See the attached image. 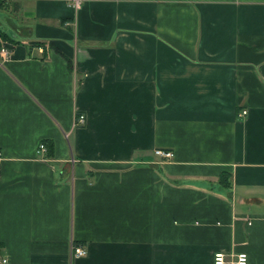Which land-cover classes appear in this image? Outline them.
Segmentation results:
<instances>
[{
	"label": "crops",
	"instance_id": "0c3cea01",
	"mask_svg": "<svg viewBox=\"0 0 264 264\" xmlns=\"http://www.w3.org/2000/svg\"><path fill=\"white\" fill-rule=\"evenodd\" d=\"M0 2V264H264V0Z\"/></svg>",
	"mask_w": 264,
	"mask_h": 264
},
{
	"label": "built area",
	"instance_id": "2783aa9c",
	"mask_svg": "<svg viewBox=\"0 0 264 264\" xmlns=\"http://www.w3.org/2000/svg\"><path fill=\"white\" fill-rule=\"evenodd\" d=\"M64 1L71 8L78 10L81 7V5L84 2H86L87 0H64ZM0 59L2 61H6L9 59V51L7 50V48L5 46H2L0 49ZM246 114H247V111L242 110L239 113V116H245ZM84 120H85L84 115L80 114L78 116L77 122L78 123H84ZM39 149L41 151H44L45 150L44 144H40ZM154 153L157 156H160L163 158H171L172 157V153L170 151L157 149L154 151ZM86 253H87L86 248H84L80 245H76L73 248V256L75 258L83 257L86 255ZM247 261H248V258H247L246 253H244V252L228 255L223 251H216V252H214V254L212 256V264H247Z\"/></svg>",
	"mask_w": 264,
	"mask_h": 264
},
{
	"label": "trees",
	"instance_id": "16d2710c",
	"mask_svg": "<svg viewBox=\"0 0 264 264\" xmlns=\"http://www.w3.org/2000/svg\"><path fill=\"white\" fill-rule=\"evenodd\" d=\"M3 4H5V3L4 2H0V5H2V8H0V9H2V10L4 9V5ZM14 10H17V8H14ZM13 42L14 41L9 37V35L7 33H5L4 30L0 27V49H1V47H2L3 44H5V43H13ZM34 46H36V47H43L44 44L43 43H34ZM53 49L55 50V52L57 54L61 55L67 61V58L64 57V55H62V53L58 49H56V48H53ZM227 178H228V174L224 172L222 174L223 181L226 182L227 181Z\"/></svg>",
	"mask_w": 264,
	"mask_h": 264
},
{
	"label": "rangeland",
	"instance_id": "374dc122",
	"mask_svg": "<svg viewBox=\"0 0 264 264\" xmlns=\"http://www.w3.org/2000/svg\"><path fill=\"white\" fill-rule=\"evenodd\" d=\"M0 8H2V5H0ZM6 13L9 14V9H6ZM3 24H4V19L0 17V25H3Z\"/></svg>",
	"mask_w": 264,
	"mask_h": 264
}]
</instances>
